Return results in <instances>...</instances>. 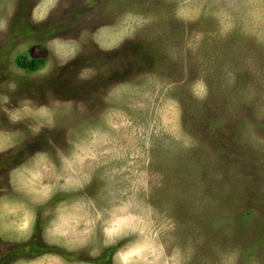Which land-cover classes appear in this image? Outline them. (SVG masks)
Here are the masks:
<instances>
[{
	"label": "rangeland",
	"instance_id": "obj_1",
	"mask_svg": "<svg viewBox=\"0 0 264 264\" xmlns=\"http://www.w3.org/2000/svg\"><path fill=\"white\" fill-rule=\"evenodd\" d=\"M38 3L0 0V82L17 85L9 107L20 98L62 107L56 127L15 154L0 153V185L26 155L50 147L49 139L67 148L69 139L95 131L97 166L87 192L99 203L109 192L138 189L165 225V254L178 249L179 264H264V0H56L37 22ZM182 5L188 15L178 14ZM125 13L143 22L118 46L101 48L93 34ZM57 38L81 42L63 65L48 46ZM84 68L94 75L80 78ZM177 122L179 137L169 130ZM0 127L23 124L10 125L0 112ZM39 223L27 240L0 238V264H54V257L113 264L114 247L96 256L69 252L45 241Z\"/></svg>",
	"mask_w": 264,
	"mask_h": 264
},
{
	"label": "clouds",
	"instance_id": "obj_2",
	"mask_svg": "<svg viewBox=\"0 0 264 264\" xmlns=\"http://www.w3.org/2000/svg\"><path fill=\"white\" fill-rule=\"evenodd\" d=\"M56 0H40L34 9L33 19L43 20L55 7ZM198 12L193 6L191 14ZM179 15H188L186 6H181ZM143 21L132 13H125L115 24L102 26L93 39L103 49L118 46L125 37H131ZM0 21V27H3ZM84 34L81 36V40ZM49 48L60 65L75 57L81 50L76 39H53ZM53 67L49 62L39 69L46 74ZM94 75V69L80 71L82 79ZM14 81L0 82V112L10 125L23 124L22 128L0 127V153L12 149L13 154L23 146L29 137H35L44 128L56 127L57 115L62 102L51 100L47 104L37 103L30 98H20L9 107V92L15 91ZM120 86L113 90L118 93ZM113 93H110L113 94ZM197 94L203 95L202 86ZM71 107L70 103L63 104ZM173 135H181L179 124L169 129ZM50 147L34 151L7 172V185H0V238L9 242L29 239L36 230L49 244H56L69 252L87 250L96 256L101 248L114 247L113 264H179L180 253L176 249L165 254L159 233L165 225L156 222V211L137 196L138 189L120 195L109 192L99 203L96 196L87 192L96 166V132L88 138L67 141L62 148L48 140ZM58 193L72 194L55 200ZM54 203H51L54 201ZM170 227V225H169ZM120 241L124 243L120 244ZM119 245V246H118ZM54 264H65L60 257H54ZM18 264H27L24 260Z\"/></svg>",
	"mask_w": 264,
	"mask_h": 264
}]
</instances>
